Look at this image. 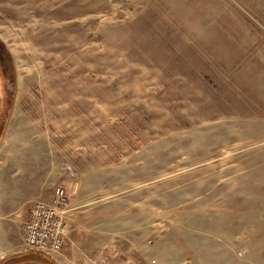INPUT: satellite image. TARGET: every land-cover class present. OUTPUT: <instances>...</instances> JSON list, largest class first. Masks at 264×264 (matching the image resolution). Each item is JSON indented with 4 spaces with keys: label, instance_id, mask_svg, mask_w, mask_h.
Here are the masks:
<instances>
[{
    "label": "rangeland",
    "instance_id": "obj_1",
    "mask_svg": "<svg viewBox=\"0 0 264 264\" xmlns=\"http://www.w3.org/2000/svg\"><path fill=\"white\" fill-rule=\"evenodd\" d=\"M0 41V167L26 220L69 197L43 255L264 264V0H0Z\"/></svg>",
    "mask_w": 264,
    "mask_h": 264
},
{
    "label": "crops",
    "instance_id": "obj_2",
    "mask_svg": "<svg viewBox=\"0 0 264 264\" xmlns=\"http://www.w3.org/2000/svg\"><path fill=\"white\" fill-rule=\"evenodd\" d=\"M4 137L0 141V146ZM1 149V148H0ZM10 175L0 167V264H56L41 252L25 249L23 245L24 230L18 232L15 224L26 220L22 208L25 189L20 190L17 182H9ZM18 205V206H16ZM26 222V221H25Z\"/></svg>",
    "mask_w": 264,
    "mask_h": 264
},
{
    "label": "built area",
    "instance_id": "obj_3",
    "mask_svg": "<svg viewBox=\"0 0 264 264\" xmlns=\"http://www.w3.org/2000/svg\"><path fill=\"white\" fill-rule=\"evenodd\" d=\"M69 209L68 194L61 186L55 187L51 201H35L25 223V249L50 255L60 253L67 234L64 214Z\"/></svg>",
    "mask_w": 264,
    "mask_h": 264
},
{
    "label": "trees",
    "instance_id": "obj_4",
    "mask_svg": "<svg viewBox=\"0 0 264 264\" xmlns=\"http://www.w3.org/2000/svg\"><path fill=\"white\" fill-rule=\"evenodd\" d=\"M5 51V46L0 41V68H2L4 74L6 73V69H8L6 66L9 64L10 59ZM5 56H7L8 59H5Z\"/></svg>",
    "mask_w": 264,
    "mask_h": 264
},
{
    "label": "flooded vegetation",
    "instance_id": "obj_5",
    "mask_svg": "<svg viewBox=\"0 0 264 264\" xmlns=\"http://www.w3.org/2000/svg\"><path fill=\"white\" fill-rule=\"evenodd\" d=\"M2 69V68H1Z\"/></svg>",
    "mask_w": 264,
    "mask_h": 264
}]
</instances>
